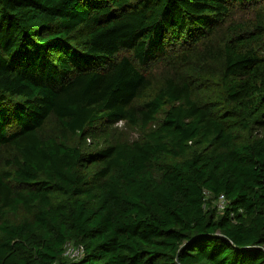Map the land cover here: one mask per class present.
Wrapping results in <instances>:
<instances>
[{"label":"trees","instance_id":"obj_1","mask_svg":"<svg viewBox=\"0 0 264 264\" xmlns=\"http://www.w3.org/2000/svg\"><path fill=\"white\" fill-rule=\"evenodd\" d=\"M262 2L0 0V264H264Z\"/></svg>","mask_w":264,"mask_h":264},{"label":"rangeland","instance_id":"obj_2","mask_svg":"<svg viewBox=\"0 0 264 264\" xmlns=\"http://www.w3.org/2000/svg\"><path fill=\"white\" fill-rule=\"evenodd\" d=\"M259 11L264 16V2L257 4V5H252L251 7L247 9L244 7L236 6L233 9H231L230 14H231V19L235 21H242V20L252 21L255 19ZM223 37L224 36L222 33V28H219V33L217 34L216 38L213 40L216 41L217 44H222L224 41ZM200 49L202 48L200 47ZM177 62L179 63H177L176 65H180L177 70L178 72L185 73L186 75H189L192 72L194 73L193 71L194 69H192V67L189 66V64H191L192 62L184 63L183 61H180V60H178ZM172 65H174V63L168 64L166 61L161 60V61L150 64L146 69V73L158 79L164 76L165 74H168L169 72H171L173 69L171 68ZM213 83L214 82H211L205 88H202L203 90L202 94L204 97L219 98L222 95L221 89L217 87L216 85H213ZM118 126L120 127V129H122V131L125 132V135L128 137H131V138L143 137L141 130L137 127L126 125L124 122H120ZM260 133H262V135L264 134V128L260 130Z\"/></svg>","mask_w":264,"mask_h":264},{"label":"built area","instance_id":"obj_3","mask_svg":"<svg viewBox=\"0 0 264 264\" xmlns=\"http://www.w3.org/2000/svg\"><path fill=\"white\" fill-rule=\"evenodd\" d=\"M224 196L222 195L219 200V208L222 209L225 206ZM84 246L82 244H74L72 242H68L65 245V255L70 259H79L84 254Z\"/></svg>","mask_w":264,"mask_h":264}]
</instances>
